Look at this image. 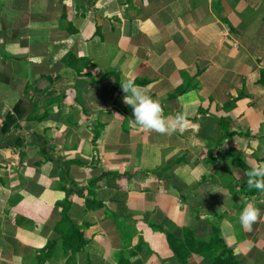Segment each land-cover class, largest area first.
I'll use <instances>...</instances> for the list:
<instances>
[{"label": "crops", "instance_id": "1", "mask_svg": "<svg viewBox=\"0 0 264 264\" xmlns=\"http://www.w3.org/2000/svg\"><path fill=\"white\" fill-rule=\"evenodd\" d=\"M262 71L264 0H0V264H181L166 231L210 241L214 227L264 264V192L239 191L233 156L264 163ZM127 78L189 130L136 125ZM246 203L261 210L251 231Z\"/></svg>", "mask_w": 264, "mask_h": 264}, {"label": "clouds", "instance_id": "2", "mask_svg": "<svg viewBox=\"0 0 264 264\" xmlns=\"http://www.w3.org/2000/svg\"><path fill=\"white\" fill-rule=\"evenodd\" d=\"M121 89L125 93L124 103L131 107L134 123L140 128L168 136L177 132L183 134L189 130L190 120L187 111L166 116L161 101L154 99L148 89L138 85L134 78H127L122 82ZM246 175L249 189L264 192V163L250 167ZM260 218V208L252 203H246L240 212L239 223L242 228L251 231L253 224Z\"/></svg>", "mask_w": 264, "mask_h": 264}, {"label": "trees", "instance_id": "3", "mask_svg": "<svg viewBox=\"0 0 264 264\" xmlns=\"http://www.w3.org/2000/svg\"><path fill=\"white\" fill-rule=\"evenodd\" d=\"M260 82L264 83V71H262ZM218 120L220 122L222 131H224V135L229 133L230 131H227L226 128L229 125L230 119L221 116L218 117ZM232 133L241 136L250 135V132ZM233 156L246 172L250 169V166L242 159L241 155L234 153ZM239 191L246 196H253L260 192L255 189H249L247 180L241 184ZM58 231L61 233L63 246L66 251H72V253H76L84 247L81 232L72 223L70 217L67 214L63 216L62 228H58ZM166 234L169 245L181 264H187L186 257L192 252L204 255L210 261V264H242L238 260L234 250L228 247L217 227H214L213 236L210 241H203L196 238L194 229L192 228L185 230V235L183 238H178L173 233L168 231H166ZM48 246H51V244ZM136 253L137 252H132V255H135ZM44 261L45 257L38 256L36 264H43ZM117 264L134 263L130 258H127L125 254L121 253Z\"/></svg>", "mask_w": 264, "mask_h": 264}]
</instances>
